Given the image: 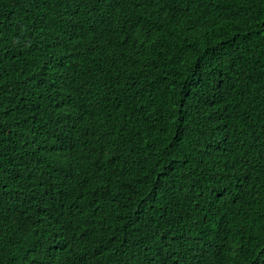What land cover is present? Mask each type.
Wrapping results in <instances>:
<instances>
[{"label": "trees", "instance_id": "16d2710c", "mask_svg": "<svg viewBox=\"0 0 264 264\" xmlns=\"http://www.w3.org/2000/svg\"><path fill=\"white\" fill-rule=\"evenodd\" d=\"M0 264H264V0H0Z\"/></svg>", "mask_w": 264, "mask_h": 264}]
</instances>
